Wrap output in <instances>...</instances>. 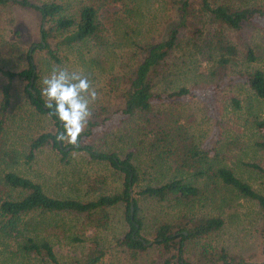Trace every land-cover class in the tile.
I'll use <instances>...</instances> for the list:
<instances>
[{
  "label": "trees",
  "instance_id": "1",
  "mask_svg": "<svg viewBox=\"0 0 264 264\" xmlns=\"http://www.w3.org/2000/svg\"><path fill=\"white\" fill-rule=\"evenodd\" d=\"M142 1L152 0H0V9H31L45 24L38 47L23 55L15 47L16 31L13 44L6 38L0 42L4 57L0 60V264H59L54 245L60 235L70 244L85 247L74 264H102L111 250H121L132 260L153 250L154 264H264V190H255L222 165L219 151L210 142L173 127V108L192 93L179 84L181 70L170 63L182 51L186 66L209 65L218 89L240 86L264 101V52L256 42L264 38V0H156L173 16L165 37H144L133 43L136 63L124 74L109 75L106 91L91 105L92 117L77 143L58 144L60 125L40 95L41 71L34 53L57 67L68 60L67 52L87 47V51L92 48L90 56L82 62L98 64L106 37L139 17L137 11L130 19L129 14ZM14 51L12 65L19 60L22 66L6 68ZM17 97L23 103L21 110L12 108ZM231 103L240 108L236 99ZM158 108L163 110L155 111ZM30 116L45 117L55 132L24 134L23 125ZM154 121L160 124L154 126ZM257 127L263 130L264 123L260 121ZM140 131V142L145 145L135 140L134 133ZM13 132H19L20 147L7 144ZM138 145L151 152L149 160L142 158ZM258 146L264 149V143ZM44 150L55 152L59 162L66 164L72 161L71 154L83 155L89 163L107 168L121 181L120 186L110 193L106 181H100L87 200L52 196L40 179L12 170L20 159L31 168ZM242 165L264 176L259 165ZM218 187L253 202L259 211L256 248L247 256L232 254L213 241L224 227L222 218L190 213V205L202 202ZM146 203L165 205L168 218L149 228ZM114 209L121 210L126 230L105 236ZM65 215L73 222L62 224L59 217ZM79 220L87 236L75 229Z\"/></svg>",
  "mask_w": 264,
  "mask_h": 264
},
{
  "label": "rangeland",
  "instance_id": "2",
  "mask_svg": "<svg viewBox=\"0 0 264 264\" xmlns=\"http://www.w3.org/2000/svg\"><path fill=\"white\" fill-rule=\"evenodd\" d=\"M131 10L129 19L136 11L140 16L136 17L133 22L130 21L127 27H121L112 34L110 32V35L106 37V48L99 51L98 64L92 65L82 62L83 57L85 60L89 59V51L92 49L89 48L87 51L86 47L79 51H70L72 53L67 52L68 60H63V65H61V67L70 70H81L84 74L88 73V70L92 71L93 73L88 77L95 87L97 98L106 91V81L110 74H124L127 68L136 63L134 56L136 50L133 43H138L144 37L146 39L164 38L167 25L173 18L156 0L139 2L138 6ZM44 25L39 15L31 9L5 6L0 9V42L6 38L8 44H13L12 34L16 31L17 42L15 47H19V51L23 55L32 48L38 47L41 41L40 29ZM2 27L4 28L1 30ZM131 39L132 42H130ZM256 42L263 45L262 51L264 52V38H260ZM10 55V63L5 65L6 68L21 67L22 62L20 63L19 60L16 66L11 63L17 52L14 51ZM183 55L182 51L175 53L170 63L181 70L182 81L179 84L187 86L192 96L180 104H176L173 108V127L180 132L187 133V136L210 142L219 151V161L222 165L232 168L255 190L263 191L264 176L245 169L242 164L255 163L264 169V149L258 146V144L264 143V129L261 128L260 130L257 127L260 121L264 123V101L255 99L240 86H226L218 89L216 86L217 79L210 75L208 64L202 63L200 67H188L183 64ZM34 57L41 71L39 72V87L41 88L42 78L47 76L56 66L45 60L41 53L35 52ZM0 60H4L2 55H0ZM232 98L239 102V109L232 105ZM22 105L20 97H17L12 108L21 110ZM169 109L172 108L166 107V110L169 111ZM161 110L163 108H158L155 111ZM28 115L30 114L28 113L26 116ZM27 118L29 119L28 122L26 120L23 125L26 127L23 130L24 134L35 131L55 132V128L46 121L45 117L37 119L30 116ZM159 121H154V126L155 122ZM12 126L13 131L16 126L15 123ZM114 131H118V128H115ZM18 133L9 134L6 140L7 144L20 147L21 137ZM141 134L142 131L134 133L135 140L138 144L145 145L140 142L143 139L139 138ZM67 145V142L63 143V146ZM137 149L140 150L142 158L145 160H149L152 156L146 146L138 145ZM71 155L72 161L69 164L60 163L59 156L55 152L44 150L38 154L31 168L25 166L23 160L20 159L19 166L12 167V170L15 172L23 171L22 173L26 176L40 179L48 186L52 196L87 200L92 197L90 195L91 190H96L97 183L100 181H106V191L110 193L117 191L121 181L112 175L107 168L89 163L83 155L74 153ZM143 207L150 224L149 228L153 226L155 221L168 218L169 211L165 205L146 203ZM110 213V231L108 230L109 232L103 235L111 236L124 232L126 227L123 224L121 210L114 209ZM190 213L193 216H217L223 219L224 227L214 236L213 241L228 252L247 256L256 248L259 211L253 202L235 192L218 187L215 193L202 202L190 205ZM59 218L64 225L73 222V218L70 216L65 215ZM74 226L81 236L89 234L85 227H82L80 220ZM56 241L54 250L59 264H74L75 260H79L85 252L83 245L70 244L62 235L58 236ZM155 258L153 250L141 254L136 260L130 259L121 250H111L108 251V255L102 264H154Z\"/></svg>",
  "mask_w": 264,
  "mask_h": 264
},
{
  "label": "clouds",
  "instance_id": "3",
  "mask_svg": "<svg viewBox=\"0 0 264 264\" xmlns=\"http://www.w3.org/2000/svg\"><path fill=\"white\" fill-rule=\"evenodd\" d=\"M40 95L49 114L59 122L56 139L76 144L92 117L97 92L81 70L57 66L42 78Z\"/></svg>",
  "mask_w": 264,
  "mask_h": 264
},
{
  "label": "water",
  "instance_id": "4",
  "mask_svg": "<svg viewBox=\"0 0 264 264\" xmlns=\"http://www.w3.org/2000/svg\"><path fill=\"white\" fill-rule=\"evenodd\" d=\"M31 87H32V80H31L30 85H29V90L31 92H33L32 89H31ZM58 144H59V146H61V143L59 141H58ZM130 209H131V212H132V206L130 207Z\"/></svg>",
  "mask_w": 264,
  "mask_h": 264
}]
</instances>
